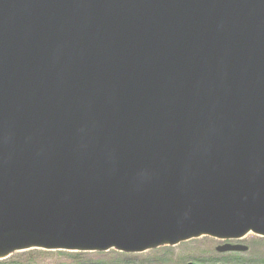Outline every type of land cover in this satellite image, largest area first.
Returning a JSON list of instances; mask_svg holds the SVG:
<instances>
[{"label": "water", "instance_id": "water-1", "mask_svg": "<svg viewBox=\"0 0 264 264\" xmlns=\"http://www.w3.org/2000/svg\"><path fill=\"white\" fill-rule=\"evenodd\" d=\"M249 234L264 0H0V261Z\"/></svg>", "mask_w": 264, "mask_h": 264}, {"label": "rangeland", "instance_id": "rangeland-1", "mask_svg": "<svg viewBox=\"0 0 264 264\" xmlns=\"http://www.w3.org/2000/svg\"><path fill=\"white\" fill-rule=\"evenodd\" d=\"M226 242L204 237L176 247H162L142 254L109 252H18L0 264H264V238L250 234L231 245H243L247 253H221Z\"/></svg>", "mask_w": 264, "mask_h": 264}, {"label": "trees", "instance_id": "trees-1", "mask_svg": "<svg viewBox=\"0 0 264 264\" xmlns=\"http://www.w3.org/2000/svg\"><path fill=\"white\" fill-rule=\"evenodd\" d=\"M30 252H38V250H34V251H30ZM59 253H62V252H59ZM63 253L66 254V252H63ZM1 262H2V261H1ZM237 264H239V263L237 262Z\"/></svg>", "mask_w": 264, "mask_h": 264}]
</instances>
